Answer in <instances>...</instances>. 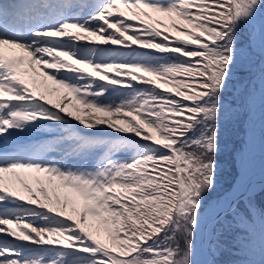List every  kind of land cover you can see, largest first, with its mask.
Listing matches in <instances>:
<instances>
[{"label":"snow or ice","instance_id":"snow-or-ice-1","mask_svg":"<svg viewBox=\"0 0 264 264\" xmlns=\"http://www.w3.org/2000/svg\"><path fill=\"white\" fill-rule=\"evenodd\" d=\"M48 80L139 122L49 107ZM0 144V264H264V188L245 182L264 154V0H0Z\"/></svg>","mask_w":264,"mask_h":264},{"label":"rangeland","instance_id":"rangeland-1","mask_svg":"<svg viewBox=\"0 0 264 264\" xmlns=\"http://www.w3.org/2000/svg\"><path fill=\"white\" fill-rule=\"evenodd\" d=\"M170 35L172 37H175L177 35V33L176 32H172ZM181 38H184V37H181ZM92 43L95 44L96 46H99V47H103L104 46L103 45L104 43L101 42L98 39L93 40ZM132 46L139 48V45H136V44H133ZM146 51H154V50L146 49ZM64 59L68 60L67 57H64ZM71 62L72 61L69 60V63H71ZM75 67H78V68H84L85 67L84 71L87 72V73H92L93 79L99 80L100 76L103 74L102 72H97L94 69L86 67L84 65H79L78 64V65H75ZM104 72H107V74L109 76L115 75L114 70H104ZM138 75H145V74L140 73ZM120 78L121 79H130V77L124 76L123 74H121ZM43 79H46V78L43 77ZM50 81L51 80H48L46 85H37L36 86V89H37L36 92L39 93L36 97L38 98L41 95L42 91H43L44 92V96H45V101H49L50 102L48 104L49 107H51L52 105L64 106L66 108V112L67 111H71V112H73L74 115H79L85 121L95 120V119L99 118V119H102V120H105V121H110L111 123H113L115 125H118L120 127H126V128L130 127V125H128V124H126L124 122V119L115 117L114 116L115 114H110V113H105V112H98L96 109L85 107V105L83 107V111H78L77 110L78 107L82 106L83 104L81 102L80 103H74L72 101V99L68 100L67 97L64 96L63 92L60 91V90H64V88H62L60 85L55 84L54 82H52V81L50 82ZM100 82L107 84L108 80L105 79V80H101ZM133 83L136 84L137 86H143V85L140 84L139 81H134ZM55 87H58L60 90L59 89L56 90ZM112 87L126 89V85H123V84H115V85H112ZM168 87H171V85H168ZM34 90H35V87H34ZM65 90H66V92L71 93V92L68 91V89H65ZM45 101H41V102L43 103ZM56 110H58V108ZM120 114H125V117H128L129 119H134V120H136L137 123L139 122V117L136 116V114H134V113H129L126 110H122L120 112ZM69 119H72V118H69ZM103 126L106 127L107 125L105 124ZM141 127H144V126L142 125ZM144 130L147 131V132H151V129L145 128ZM110 131H113V133H115L114 129L110 130ZM115 134H117V133H115ZM119 135H126V136H131L132 135V136H134V133L128 132V133H122V134H119ZM237 139L239 140V135L238 134H237ZM252 163L253 164L251 166L250 172H252L255 169H257L261 164L264 165V154H261L259 149H257L256 155H255ZM233 165H234V170L237 172L236 164L233 163ZM7 175H10V174H7ZM49 194L52 195L51 190L49 191ZM36 195H39V199L41 201L44 200V197L42 195H40L39 192H36ZM53 199H54L53 200V206H56L55 205V197H53ZM77 219H78V217H77ZM2 235L3 234H0V236H2ZM54 237H55V239H54ZM51 239L59 240V239H62V238L53 236V237H51ZM27 243H30V242L27 241ZM52 246H54V244Z\"/></svg>","mask_w":264,"mask_h":264},{"label":"bare ground","instance_id":"bare-ground-1","mask_svg":"<svg viewBox=\"0 0 264 264\" xmlns=\"http://www.w3.org/2000/svg\"><path fill=\"white\" fill-rule=\"evenodd\" d=\"M83 35H85L86 37H87V33H84ZM95 39H98L96 36H92V37H89L87 40H85V41H81V42H83V43H92V41L93 40H95ZM102 42V41H101ZM93 44V43H92ZM104 46L103 47H111L112 48V46H114V49H115V47L116 46H122V45H119V44H111L110 42L108 43V44H103ZM124 48V46H122V48L121 49H123ZM84 69H85V67H84ZM49 71H54V70H49ZM86 74H87V72H85ZM43 75L42 74H40L39 75V79H43ZM44 78H46V77H44ZM92 79H93V75H92V77H91ZM55 83V82H54ZM56 84V83H55ZM39 85V84H38ZM29 87L30 88H33V86L31 85V84H29ZM56 88V90L57 89H59L58 87H55ZM66 88H64V90H60V91H62L63 92V94H64V96H66L67 97V99L68 100H71L72 99V101L74 102V103H80V100L73 94V93H68V92H66V90H65ZM36 86H35V90H34V88H33V93H34V95L35 96H37L39 93L38 92H36ZM42 90V89H41ZM40 90V91H41ZM42 93L44 94V92L42 91ZM83 107H84V105H82V106H79L78 107V111H83ZM115 117H117V118H121V119H123L124 117H125V114H120V113H117V114H115L114 115ZM75 122V121H74ZM76 123H78V122H76ZM117 135H119V134H117ZM123 136H126V135H123ZM132 136V135H131ZM45 136H40V139L41 138H44ZM253 164V163H252ZM18 172H21L22 173V175H25V173H23V170H17ZM8 173H5L4 175L5 176H8L7 175ZM31 176H37V175H39V176H43V175H45V174H43V173H32V174H30ZM263 177H264V165L263 164H261L257 169H255L254 171H252V172H249V175L247 176V178H246V181L247 180H249L250 179V181L252 182V184L250 185V186H255L257 189L260 187V184L258 185L257 184V182H259V181H261L262 179H263ZM245 181V182H246ZM31 183H32V185H33V188L35 189L37 186L35 185V183H34V181H30ZM45 187H48L49 188V191L51 190V188H50V186H48L47 184H45L44 185ZM22 195H24L25 197H27V195H28V193H26V192H23L22 193ZM60 195H61V199H63V196H64V193L63 192H61L60 193ZM38 197H39V195H37ZM54 200V199H53ZM24 202H26V201H22V203H24ZM42 202H44V203H47V201H45V200H42ZM37 206L39 207V205L37 204ZM54 239H55V237H54ZM66 242V241H65ZM23 243H27V241H23ZM60 246H62V245H57V244H54V246L53 247H60Z\"/></svg>","mask_w":264,"mask_h":264},{"label":"trees","instance_id":"trees-1","mask_svg":"<svg viewBox=\"0 0 264 264\" xmlns=\"http://www.w3.org/2000/svg\"><path fill=\"white\" fill-rule=\"evenodd\" d=\"M151 50V49H150ZM155 51V50H154ZM237 132L236 131H230L229 133V141H228V151L230 152L233 147L238 146L239 140L237 139ZM225 156L222 155L218 159L220 160H225ZM237 176V172L234 170V165L229 159L228 163L224 165L223 170L220 175V187L221 190H226L229 189L230 186H232L234 179ZM264 188V186L261 187V189ZM257 204H261L264 202V192H258V195L256 197ZM226 259H232V260H238L241 259L242 257L240 256H230V257H225Z\"/></svg>","mask_w":264,"mask_h":264},{"label":"water","instance_id":"water-1","mask_svg":"<svg viewBox=\"0 0 264 264\" xmlns=\"http://www.w3.org/2000/svg\"><path fill=\"white\" fill-rule=\"evenodd\" d=\"M246 184H248V185H251V184H252V182L250 181V179L246 181ZM257 184H258V185H259V184H260V185H261V184H264V177H263V179H262L261 181L257 182ZM258 190H259V188H258Z\"/></svg>","mask_w":264,"mask_h":264}]
</instances>
